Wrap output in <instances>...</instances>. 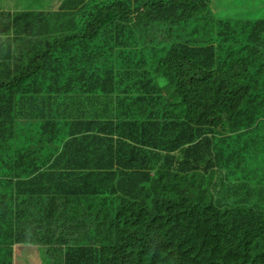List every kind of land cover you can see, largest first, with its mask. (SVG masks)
Wrapping results in <instances>:
<instances>
[{
    "label": "trees",
    "instance_id": "1",
    "mask_svg": "<svg viewBox=\"0 0 264 264\" xmlns=\"http://www.w3.org/2000/svg\"><path fill=\"white\" fill-rule=\"evenodd\" d=\"M31 1L0 0V264H264V168L214 179L255 74L211 0Z\"/></svg>",
    "mask_w": 264,
    "mask_h": 264
},
{
    "label": "rangeland",
    "instance_id": "2",
    "mask_svg": "<svg viewBox=\"0 0 264 264\" xmlns=\"http://www.w3.org/2000/svg\"><path fill=\"white\" fill-rule=\"evenodd\" d=\"M19 1L39 7L37 2L31 0ZM46 1L48 3L46 9H48L51 7L52 0ZM59 3L53 4L54 6L49 10H57ZM17 8L19 7L15 6L13 10ZM0 9H4L1 4ZM209 10L213 12L212 25L207 30L208 35L205 36L211 35V42L214 41L215 45L218 41L221 42L217 49V70H226L239 61L246 60L250 62L252 72L255 74L252 92L256 95V99L245 102V122L240 124V130L227 135L224 143L227 150L224 151L223 156L219 155L221 162L216 163L213 169L217 183L223 180L232 182L234 176L227 177L224 174L227 168L235 169L238 165L264 168V24L256 26L248 22L250 18L264 19V0H211ZM224 26L223 30H226L228 39H219L218 29ZM242 29H244L243 38L239 39ZM166 94L171 97L174 90L168 89ZM219 141L216 138V142L219 143ZM257 157L260 160L254 164ZM21 253L28 254L29 258L24 260V257L21 258ZM17 254L20 255V259L14 264H50L44 250L38 246L29 247L27 250L19 249Z\"/></svg>",
    "mask_w": 264,
    "mask_h": 264
},
{
    "label": "crops",
    "instance_id": "3",
    "mask_svg": "<svg viewBox=\"0 0 264 264\" xmlns=\"http://www.w3.org/2000/svg\"><path fill=\"white\" fill-rule=\"evenodd\" d=\"M256 95H253V99H255Z\"/></svg>",
    "mask_w": 264,
    "mask_h": 264
}]
</instances>
